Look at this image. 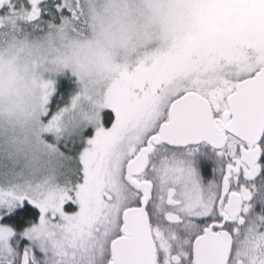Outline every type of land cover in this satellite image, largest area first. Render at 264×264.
<instances>
[{"label": "snow or ice", "instance_id": "6c2138e0", "mask_svg": "<svg viewBox=\"0 0 264 264\" xmlns=\"http://www.w3.org/2000/svg\"><path fill=\"white\" fill-rule=\"evenodd\" d=\"M0 264H264V0H0Z\"/></svg>", "mask_w": 264, "mask_h": 264}]
</instances>
